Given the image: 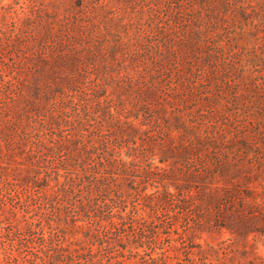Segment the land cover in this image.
I'll use <instances>...</instances> for the list:
<instances>
[{
  "label": "trees",
  "instance_id": "16d2710c",
  "mask_svg": "<svg viewBox=\"0 0 264 264\" xmlns=\"http://www.w3.org/2000/svg\"><path fill=\"white\" fill-rule=\"evenodd\" d=\"M185 3L194 19L172 15L176 25L181 23L182 42L194 44V35L201 40L206 16L221 57L230 53L220 68L243 75L250 58L240 41L247 34L264 33V0ZM173 42L164 40L169 55ZM5 97L14 104L12 96ZM96 97L82 93L84 103L74 109L76 114L70 113L71 103L65 100L53 103L52 110L0 109V245L7 251L10 241V252L14 244L17 251L7 256L6 264H173L170 256L159 252L164 243L175 244L173 251L184 254L178 264H223L221 254L227 256L232 238L243 244L246 254L254 255L251 264H264L258 252L264 247V158H250L247 142L242 141L247 151L240 153L234 152L238 143L227 142L234 136L240 109L201 112L195 115V127L186 125L184 113L177 116L193 145L182 151L193 149L199 167L189 163L168 169L162 165L178 150L169 145L174 139L166 109L150 119L148 129L131 124L129 131L94 101ZM205 102L210 101L204 99L201 106ZM211 102L217 105L218 97ZM134 106L137 114L138 103ZM66 128L71 135L64 134ZM106 128L113 132L111 140L103 134ZM211 148L217 151L214 156L208 154ZM173 180L181 183L172 185ZM150 184L155 191L148 193ZM134 195L143 198L142 212L153 218L149 224L136 204L126 211ZM158 228L168 237L161 238ZM193 229L220 234L227 230L231 237L217 246H203L189 233ZM172 232L177 239L171 238Z\"/></svg>",
  "mask_w": 264,
  "mask_h": 264
},
{
  "label": "rangeland",
  "instance_id": "374dc122",
  "mask_svg": "<svg viewBox=\"0 0 264 264\" xmlns=\"http://www.w3.org/2000/svg\"><path fill=\"white\" fill-rule=\"evenodd\" d=\"M188 8L185 0H0V109L52 110L53 103L65 100L71 103L70 113L76 114L79 111L74 109H81L84 103L82 93H94L98 96L94 101L114 113L129 131L131 124L148 129L150 119L166 109L163 116L170 119L174 139L169 145L178 150L168 164L162 165L167 168H183L189 163L193 168L199 167L193 149L187 154L182 151L193 145L177 124V116L184 113L186 125L195 127V115L201 112L208 115L240 109L234 136H229L227 142L238 143L234 147L236 153L246 152L242 141L247 142L251 146L250 158H264V33L247 34L240 41L241 48L247 49L244 54L250 58L244 62V74H227L220 64L229 59L230 53L225 51L221 57L219 40L210 31L206 16L201 23V40L194 35V44L182 42L181 23L176 25L172 15L177 13L180 19L190 21L194 18ZM166 37L174 41L171 55L164 46ZM176 52L179 57H175ZM5 95L12 96L14 104ZM215 96L219 99L217 105L211 102ZM207 98L210 102L201 106ZM135 103L137 114L133 113ZM69 129L64 130L66 136L71 135ZM103 134L113 138L107 128ZM193 139L197 144L196 136ZM208 152L214 156L217 151L211 148ZM180 180L171 183L177 185ZM125 181L128 185L129 181ZM153 191L150 184L147 192ZM135 204L149 224L153 218L147 211L142 212V197H130L126 211L131 212ZM156 231L161 238L168 237L166 231ZM189 233L203 246H217L231 237L227 230L220 234L193 229ZM171 238L177 239L175 232ZM232 239L227 241L232 250L226 249L227 256L221 254L222 263L251 264L254 255L246 254L243 244ZM9 243L7 251L0 245V264L7 263L13 245ZM168 245L164 243L159 252L170 256L173 264L184 260L183 253L173 251L175 244ZM14 247L12 253L17 255L15 244ZM258 252L264 255V247L260 246ZM130 257L128 254L127 263Z\"/></svg>",
  "mask_w": 264,
  "mask_h": 264
}]
</instances>
